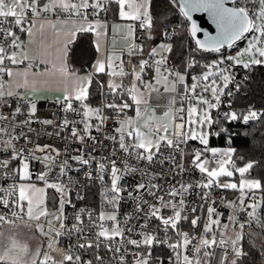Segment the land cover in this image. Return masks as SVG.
Segmentation results:
<instances>
[{"label": "snow or ice", "instance_id": "obj_1", "mask_svg": "<svg viewBox=\"0 0 264 264\" xmlns=\"http://www.w3.org/2000/svg\"><path fill=\"white\" fill-rule=\"evenodd\" d=\"M231 2L233 6H226ZM114 3L118 6V16L122 20L138 21L139 28L147 30L148 37H151V32L154 28L161 27L162 18L167 17L169 11L176 10L178 6V14L184 20L181 21L180 28L185 32L190 33L194 39L196 48L192 51L218 53L219 57L210 63L198 65L194 58H190L185 63V71L181 72L175 68L168 66L167 54L173 50L172 43H160L152 48L148 53V59H141L138 65H131L128 71H125L124 61L114 51L109 53L106 59L97 60L94 64L95 73H105L109 76L107 83V95L113 99L105 103L103 107H90L84 103L88 98V88L91 86L93 73L86 76H79L75 71L70 70L68 65L69 44L74 42L78 34H88L95 32L97 38L101 35H107V24L99 20L90 21L89 9L91 15L99 16L101 12H105L107 5ZM158 9L154 12L153 0H0V100H4L5 106L8 105L5 97L17 96L18 92L6 90L3 76L11 78L14 75V70L8 65L23 64L25 60H31L27 55V50L24 47V42L17 35L18 29L20 32L32 35V27L34 19L41 17L44 13H67L68 18L62 21L63 29L67 35L72 37L71 40L57 42L51 51L45 52V59L41 63H59L57 69L65 78L66 82L72 83V91L65 90L64 96V111H73L81 115L79 123L82 129L78 130L73 124L71 128V136L78 139L82 144L86 139L95 141L92 136V130L99 132L103 124L109 118L103 114V109L114 110L115 115L112 117L117 127L114 131L118 136H109L114 144L112 148V156H116L119 152L124 156L121 161L126 172L141 171L133 165L127 163L130 159L136 161L147 162L148 165L153 163L172 165L171 171L175 174L177 170L183 172V159L185 150L182 147L186 146L189 141H199L203 148L194 149L191 152L192 165L201 174V180L195 184L196 188L204 189L202 199L207 201L211 190L214 187L237 190L240 196L236 201H228L227 206L236 211L244 212L248 217L247 221L239 222L236 216H229V220L234 226H238L235 239H224L223 235L219 240V246L227 245L231 249L232 259L230 264H244L246 253L240 243L243 239V230L246 224H251L253 221L259 222L256 217L257 208L260 206L257 203L258 198L254 195V190L262 188L261 182L258 179H245V173H249L255 166L257 161H249L243 167L236 168L232 155L234 149H220L208 147L209 138L212 135L217 137L223 135L228 136L229 141L231 136L229 130L224 127V124L230 122L242 121L244 124L249 121H256L264 117V110L258 111L254 106H249L245 112L238 113L231 110V99L227 102L229 111L219 113L222 97L225 95V89L229 84L234 85V90L229 89L227 96L233 97L234 92H239L244 85V81H236L235 73L231 71L236 66H242L249 72L253 71L257 66L264 67V0H163L158 4ZM31 13L33 20H28V14ZM193 13H206L215 25L217 33L215 36L205 32L204 39L197 38V34L202 31L193 20ZM75 17L76 19H73ZM11 18V19H9ZM190 22V26H189ZM51 27L57 29L55 21H48ZM27 24V26H25ZM43 24L41 28H43ZM119 24L113 25V32L119 29ZM135 25L128 24L126 26V39L132 42L128 45V55H142L143 45H137L134 42ZM164 31L162 35L165 39H170L177 34V28L167 29V24H163ZM59 34L58 32L56 33ZM245 40L246 46L240 49L236 54H224L222 49H232L237 46V42ZM115 41H113L114 45ZM97 52L100 51V43L97 40L95 45ZM50 57V59L48 58ZM8 61V64H5ZM119 61V63H116ZM200 66L206 69L200 76H193V83L187 84V70ZM32 64L24 70L25 84H27V76L30 72ZM154 68L155 76L154 83L152 80H145L143 74L145 68ZM53 68L56 64L53 63ZM40 73H37L39 75ZM133 76L134 80L129 87L123 84V77ZM116 77H120L121 81L117 82ZM247 79V77H245ZM139 86H138V83ZM163 82L165 91L169 96L167 109L164 113L165 119L162 122H155L154 114L149 113L151 105L149 104V95L151 92L158 91V85ZM101 88L104 85H100ZM180 90V106L177 104V92ZM200 89L198 92L197 89ZM141 89H144L142 91ZM207 93L208 95H205ZM127 96L130 98L125 99ZM117 98L119 102H117ZM73 100L80 102L77 108H73ZM30 108L28 110L29 119H20L17 117L23 116L22 109L17 105L11 114V117L0 113V121H6L8 124L14 125L0 126V134L8 136V139L0 141L3 151H6L11 159L22 162V169H13L12 175L15 179L28 180L31 179L29 173V159L40 161L49 171H57L60 176L66 174L67 160L57 161L60 152L58 149L47 151L50 145H39L29 149L26 147L17 148L13 141L20 138H25L26 143L32 141L25 136L23 129L16 133L15 125L17 123L28 125L30 128L31 117L35 115L36 104L29 101ZM135 106V116H128L126 109ZM217 111V116L213 117V111ZM145 116L147 117L145 119ZM95 118L97 123H92V118ZM186 117V118H185ZM144 119L143 126L140 120ZM44 124H51V120L42 121ZM217 125L218 130H213V125ZM69 121L65 119L61 128H66ZM143 127V131L141 130ZM118 144V148L116 145ZM95 148V144L92 145ZM162 148L168 153L163 155ZM37 153H44L43 156ZM206 153H211L212 159L203 158ZM179 155V161H177ZM11 159H0V170L8 169ZM71 160H75L82 165H89L90 159H85L84 156H72ZM111 168V187L107 192L111 196H105L106 202L113 208H116L121 199L122 189L118 186V180L121 178L120 169L116 166V160L108 158ZM53 165H56L53 169ZM231 166V167H230ZM106 165L98 162V170L103 171ZM70 170V166L69 169ZM239 173L241 180L237 184L235 182L221 181L222 177L232 178L235 173ZM5 181L9 177V172L2 171ZM47 173H42L38 179L45 181L47 188H52L60 193L59 207L49 212L43 195L36 196L37 193H44V188H36L33 185H25L23 183L13 184L8 188L0 186V207L9 209L8 214L0 212V223H14V219H24L35 222V228L41 236L47 238V251L44 252L43 259L40 264H93L92 260H82L79 254L72 251V246L68 249L59 247L61 236L73 234L84 237L89 230H95L94 235L99 241L101 238L104 241L112 242L119 238V243L113 247L111 243L106 244L107 251L112 253V258L116 264H129L127 255L133 257L130 264H150L151 248L153 244H166L172 250L175 256L174 264H193V259L188 255L189 245H192L193 253H200L202 249L211 247L217 244L214 227L220 228V220L213 219L215 215L219 217L221 214L216 212L215 207L209 205L207 208V219L203 223V234L198 239V244L193 245L192 241L197 239L196 236H190L189 232L183 231L180 227L181 221H188V214L184 211L185 200L184 196L188 194L193 187L191 182L179 183L178 186L172 185L167 189V198L164 195H158L162 188L158 184L151 186L144 183L138 184L137 194L128 195L137 200V211L143 213V221L136 225V235L140 239H133L126 236L125 233L131 234L133 228L129 226L127 221L134 219L125 217V224L121 227L117 221L116 214L106 213L101 211L98 216H93L91 210L86 208L79 209L71 218L74 220L72 224H66L68 219L64 215V205H71V200L68 199L69 188L58 182H49L46 179ZM163 175V173H161ZM91 178V173H88ZM102 179V177H101ZM71 182V181H69ZM140 189H144L146 194L153 197L155 203H149L141 198ZM248 193L253 195L248 196ZM83 199V197H79ZM245 199L249 202L245 205ZM224 202L223 199L221 201ZM215 204V201H212ZM74 207V205H72ZM169 210L170 214L165 215L164 211ZM196 211L195 208L192 209ZM183 213V215H182ZM87 221V225L85 224ZM105 221H111L112 226H105ZM200 217H194L189 221L191 228L196 229L199 226ZM156 222V231L149 230V224ZM29 227L32 225L29 224ZM264 227V224L261 225ZM229 225L224 224L223 228L226 231ZM171 230L172 235H169ZM160 233L163 237L160 238ZM209 233L211 238L209 239ZM172 237H177L173 240ZM132 245L137 249L144 248L147 250V255L142 251L128 253L124 245ZM79 249H91L94 247L92 241L86 240L84 243L76 245ZM96 248L100 245L97 243ZM125 255H120L121 252ZM27 247L17 248L16 242L13 241L12 248H9L3 255H0V264H22L21 255L26 254ZM39 254V250L37 255ZM207 256L209 253L204 252ZM95 260L99 264H103L104 258L96 255ZM36 264V261H33ZM163 264V260L160 261ZM169 264H173V260L169 258ZM195 264H201L199 259H196Z\"/></svg>", "mask_w": 264, "mask_h": 264}, {"label": "built area", "instance_id": "obj_2", "mask_svg": "<svg viewBox=\"0 0 264 264\" xmlns=\"http://www.w3.org/2000/svg\"><path fill=\"white\" fill-rule=\"evenodd\" d=\"M178 11V6H177ZM57 17V18H68L67 13H58V12H52V13H44L42 17ZM181 16V15H180ZM28 17H32V14L29 13ZM89 17H96V18H102L107 21L111 18V3L107 5V9L105 12H101L99 16H93L91 15V9H89ZM88 17V18H89ZM182 17V16H181ZM11 19V18H9ZM73 19H76L73 17ZM182 19H184L182 17ZM132 24H134L135 27V37L134 42L137 45H143V32L144 30L139 28V22L138 21H132ZM181 22H177L172 27L168 28L169 31L173 28H177V30L180 29ZM15 30V29H14ZM164 31V30H163ZM162 31V32H163ZM175 36V35H174ZM172 36L170 39H165V37L162 35L163 40L165 41H172L174 38ZM246 43L245 40H241L237 42V46L232 49H222V53L224 54H236V52L240 49H242L243 45ZM148 51H144L142 55H136L133 54L131 57L128 55V51L123 49L121 50V59L124 61V68L125 71H128L131 65L139 64V61L141 59H148ZM220 54L218 53H211V58L209 60H206L204 58H198V57H192V56H186L184 60V68L183 70H180L169 58L167 54L168 59V66L175 68L181 72L185 71V63L190 58H194L195 61H197L198 65H203L210 63L211 61L217 59ZM29 63L32 64L31 69L45 71L48 67L46 64L41 63L37 60H27L24 61L23 65L25 67H28ZM119 63V62H118ZM5 64H8V61H5ZM9 67L11 65H8ZM206 69L197 66L194 68H190L187 70V84L193 83L192 77L197 76L198 73L205 71ZM195 71H198L194 73ZM235 73V80L236 81H242L245 72L248 70H245L242 66H236L231 69ZM154 68H145V73L143 74V78L145 80H151L152 75L154 73ZM6 75L3 76L5 78ZM229 89L234 90V85L229 84L228 88L225 89V95L222 97L223 103L220 106L219 113L222 114L223 112L229 111L230 109L227 106V102L233 97L227 96V92ZM177 104L176 107L180 106V90L178 88L177 92ZM5 100H7L8 105L5 106L4 100H0V113H3L4 115H7L11 117L12 112L14 111L15 107L19 105L22 109L23 116L17 117V121L20 119H29L28 116V110H29V103L26 98L23 97H17V98H11V97H5ZM80 102L73 100V108H77ZM86 103V102H84ZM105 103H108L107 97H103L100 99L96 104L92 103H86L90 107L96 108V107H103ZM36 112L35 115L31 117V124L30 128L28 125H22L17 123L15 125L16 133H19L21 129L24 130L26 138L30 139L31 143H26L25 138H20L18 140L13 141V143L16 144L17 148L19 147H26L29 149L35 148L37 144L39 145H50L51 147L47 150L51 152L52 149H58L60 152L59 157H57V161H64L67 160L68 164L66 167V174L63 176H60V179L57 181L56 177L58 175V172L53 170L49 171L44 164H42L40 161L29 159V173L31 176L30 181L33 182H41L45 184V181L38 179V176L42 173H47L46 179L49 182H58L61 184L66 185L69 188L68 193V199L71 200V205L68 203H65L64 205V215L68 218L65 220L66 224H72L74 223V220L71 218L76 214V212L81 208H86L92 211L93 216H98V214L101 211H104L106 213H115L117 216V221L120 223L121 227L125 224V217H132L134 219H129L127 223L129 226L133 228V232L131 234L125 233L126 236H130V238L133 239H140L139 236L136 235V225L139 223H142L143 221V213L137 211V200L132 199L128 193H132L134 196L137 194V185L144 183L145 185L151 186L152 184H158L161 186L162 191L158 193V195H164L167 198V189L172 186H178L179 183H188L191 182L193 184V187L189 190L188 194L184 196L185 200V209L184 211L188 214V221H181L180 227L183 231L189 232L190 236H196L197 239L192 241V244H198L199 237L203 234V223L207 219V208L209 205H212L215 207L216 212L220 213L221 215L219 217L213 216V219H219L220 225L227 223L229 225L230 229H234L235 235L234 237H229L228 235L224 234H218L215 233L217 244L212 245L211 247L202 249L200 253H193L191 251L192 245H189V252L188 255L190 258L193 259V264H195L196 259H199L201 264H230L232 257L231 249L225 245V246H219V240L221 239V236L223 235L224 239L232 238L235 239L236 232L240 231L238 226H234L232 222L229 220V216H236L239 222H244L248 220V217L244 212L236 211L232 208H229L227 206L228 201H236L237 198H230L228 197L223 188L214 187L211 190V193L207 199V201L202 199V193L204 192V189L202 188H196L195 184L197 181L201 180V174L196 170L191 161L192 156L191 152L194 149H200L203 148V145L200 143H193L190 150L187 149V145L182 147L185 150V156L183 159V172H180L177 170V172L174 174L171 171L172 165L170 163H164V164H157L153 163L151 165H148L147 162L144 161H136L135 159H130L127 161V163L133 165L134 167H137L138 169H142L143 173L141 171H135V172H126L121 161L124 160V156L121 155L119 152L116 156H112V148L114 142L111 139H108L109 136H118L119 134L114 131L115 127H117V124L115 120L112 118L113 116L108 113L107 108L103 109V114L107 117H109L105 123L102 126L101 131L97 132L94 129L92 130V136L96 138L95 141H90L86 139L84 143L82 144L78 139L73 138L71 136V128L73 124H75V127L80 130L82 129V125L79 123L81 120V115H79L77 112L73 111H64V103L62 101H54V100H47V99H40L36 100ZM247 108L242 109V111H246ZM231 110H237L238 108L231 105ZM217 116V111H213V117L215 118ZM186 118V117H185ZM67 119L69 121V125L66 128H61L62 122ZM44 120H51V124H44L42 121ZM243 123L242 121H240ZM92 123L95 124L97 121L95 118H92ZM244 124V123H243ZM0 126H8L9 128L13 127L14 125L8 124L6 121H0ZM213 130H218L217 125H213ZM214 135H212L209 138V145L208 147L212 148H222L221 146L213 145L211 143V138ZM8 139V136L0 134V141ZM95 144V148H92V145ZM229 145V139H225L223 142V147ZM3 145L0 144V159H11L6 151H3ZM118 148V144L116 145ZM163 155H168L166 151L162 148ZM39 156H43L44 153H37ZM82 155L85 159H90L89 165H82L79 162L75 160L69 159V157L72 156H78ZM115 159L116 160V166L118 169H120L121 178L118 180V186L122 189L121 192V199L119 201V204L116 208H113L111 205H109L106 200L105 196H111L110 192H107L106 190L111 187V173L110 168L111 164L108 160V158ZM202 158H209L212 159L211 153H206L204 157ZM179 155H177V161H179ZM98 162L104 163L106 165L105 169L103 171L98 170ZM234 163V162H233ZM70 166V170L69 169ZM56 165H53V169H55ZM22 168V162L11 159V162L8 166V169L6 170H0V186H3L4 188H8L13 184L19 185L20 179L13 178L12 170L13 169H21ZM2 171L9 172V177L5 181L4 176L2 175ZM88 173H91V178H89ZM163 173V175H161ZM102 177V179H101ZM71 181V182H69ZM46 185V184H45ZM50 190L47 192V201L46 206L49 210V212L55 211L59 207V198L60 193L56 192L52 188H48ZM51 192L52 198L51 202L48 203V194ZM139 193L141 195V198L144 200H147L149 203H155L153 197L146 194L144 189H140ZM253 195V193H248V196ZM254 195L258 198L257 203L260 205V207L257 208L256 211V217L259 222L253 221L250 225L246 224V227L254 229L256 232L260 233L264 237V227L261 225L264 224V209L261 204V197L259 192L254 190ZM79 197H83V199H80ZM223 199V203L221 202ZM215 201V204H212V201ZM249 202L248 199H245V205H247ZM74 205V207L72 206ZM195 208L196 211L193 212L192 209ZM9 209L0 207V212L4 213L5 215L8 214ZM165 215L170 214L169 210L164 211ZM183 215V213H182ZM200 217L199 221V228L193 229L191 227L185 226L186 223L190 225L189 221L193 219L194 217ZM14 219V223H25L30 224L34 223L33 221H27V218L24 219ZM105 226L111 227L112 223L111 221H105ZM12 223H0V231L2 228ZM85 224L87 225V221H85ZM149 230L156 231V222H153L149 224ZM215 230V227H214ZM95 230H89L85 233L84 237L81 238L78 234H73L71 236L63 235L61 236L59 240V247L63 249H68L69 246H72V251L76 254H79L82 258V260H92L93 264H99L95 260V256L99 255L104 258L103 264H116V261L112 258L113 254L107 251L106 244L111 243L113 247H115L119 243V238H117L116 241L108 242L104 241L102 238L97 241L95 235ZM169 235L171 236V230L169 231ZM211 233H209V239L211 238ZM163 237V233H160V238ZM38 238L40 241V244L42 246V249L39 253V259L40 261L43 259L44 252L47 251V238L43 237L38 233ZM173 240L177 239V237H172ZM86 240L92 241L94 247L91 249H79L76 247L79 243H84ZM99 243L100 247L96 248L95 245ZM242 247L243 243L240 241ZM123 247H126L128 250V253H134L137 251L144 252L145 255H147V250L144 248L137 249L134 246L128 244L124 245ZM244 251V247H243ZM204 252L209 253V255L205 256ZM120 255H125V253L122 251ZM172 258L173 264L175 261L174 253L170 248L167 247L166 244H153L151 248V257H150V264H160V261L166 258L169 260V258ZM133 257L131 255H127V260L130 264ZM70 264V262H69Z\"/></svg>", "mask_w": 264, "mask_h": 264}, {"label": "crops", "instance_id": "obj_3", "mask_svg": "<svg viewBox=\"0 0 264 264\" xmlns=\"http://www.w3.org/2000/svg\"><path fill=\"white\" fill-rule=\"evenodd\" d=\"M43 2L44 0H41V3ZM73 2H76V0H73ZM27 19L33 20L34 18L27 17ZM88 19L90 21L99 20L103 23H106L108 26L107 35H101L99 38H97L95 32L88 33L86 35L78 34L74 42L69 44L70 51L68 56V65L70 70L75 71L79 76H86L89 73H93V76L95 74H102L105 79V85L107 86L109 76L105 73H95L93 66L97 60L106 59L107 55L113 51L121 57V50L128 49V45L132 41L130 39H126V26L128 24H132V21L120 19L118 16V6L114 3H111V18L109 21L96 17H89ZM64 20L66 19L52 16H41L39 18H35L31 36H28L26 33L20 32L18 29H15V31H17V35L20 37V40L24 42V47L27 50V55L31 58V60H37L40 62L42 59L46 58V50L51 51L57 42L72 39L70 35H67L65 31L62 30L64 27L62 21ZM48 21H55L57 23V29L54 30L48 23ZM42 24L44 25L43 28H41ZM115 24H119L121 27L113 32V25ZM25 26H27V24ZM57 32L59 33L58 35L56 34ZM151 34L153 40H151L148 46L150 50L160 43L164 42V40L161 38L162 31L158 27L154 28ZM97 40H99L101 46L99 52H97L95 47ZM113 41H115L114 45ZM48 58L50 59V57ZM118 62L119 61H116V63ZM53 63L56 64V68H53ZM46 65L48 68L45 71L31 69L27 76V84H25V76L23 74L24 70L27 67H25L23 64L11 65L10 67L14 70L13 77L9 78L6 76L5 78H3L5 85L7 86V90L18 92L19 97L26 98L28 100V103L29 101L36 102V100L40 99L64 101L65 90L67 89L69 92H71L73 87L72 83L70 81L66 82L65 78L59 73V71L57 70L59 68L58 62L52 61V63H47ZM37 73L40 74L37 75ZM154 76L155 72L153 73L151 78L153 83ZM122 79L124 81L125 77H123ZM131 80L132 79L130 77V84ZM157 87L162 92L159 93L158 90L154 95H152L150 105L152 108L156 109H159L160 107H165L167 109L169 97L163 93V90H165L164 88H162L164 87L163 82ZM11 98H17V96H11ZM85 102L90 103L88 101ZM134 109L132 114H134ZM222 148L225 149L229 147ZM47 192L48 188L45 187V205L47 201ZM10 226H12V224L5 225L2 228L3 231H6L8 228H10ZM1 234L2 231L0 232V235Z\"/></svg>", "mask_w": 264, "mask_h": 264}, {"label": "trees", "instance_id": "obj_4", "mask_svg": "<svg viewBox=\"0 0 264 264\" xmlns=\"http://www.w3.org/2000/svg\"><path fill=\"white\" fill-rule=\"evenodd\" d=\"M161 2H163V0H153L154 12L157 10L162 11V9H158V4ZM183 20L184 19H182V17L178 14L177 9L174 11H169L167 13V17L162 18L161 27L158 28L163 31V24L166 23L168 29L177 22H181ZM151 40L153 39L148 37L147 30H144L143 49L145 52L150 50L148 46ZM170 43H172L173 45V50L168 54V56L180 70H183L184 68V60L187 55L192 57L204 58L206 60H209V58H211V53L209 52L192 51L196 48V45L191 40L189 34L182 28L177 30V34L174 36L172 41H170ZM196 72L198 71H195L194 73ZM245 77H247V79H245ZM242 81H244L243 87H241L239 92H234V96L232 98V105L238 108V111H236L238 113L244 112L242 111V109L248 108L250 105L254 106L258 111L264 110V67L257 66L251 72L246 71ZM123 84L125 87H128V85L130 84V75L125 76ZM100 85H104V87L101 88ZM107 91L108 89L105 85V79L103 75L95 74L93 76L91 86L88 88V98L86 101L92 104H96L105 96L107 97L108 102H110L113 97L107 95ZM124 98L130 100V98L127 96H125ZM117 102H119L118 98ZM133 109L134 105L131 108L126 109L125 112L128 114H132ZM108 113L113 117L115 115L114 110L111 109L108 110ZM224 127L228 128L229 135L231 136L229 145L225 147H229L235 150L233 153L235 156V167L246 164L249 161L259 162L258 165L250 170L249 173H246V176L260 180L262 188L255 191L259 192L261 197V204L264 209V117H261V119L256 121H249V123L247 124H243L240 121L230 123L226 122L224 124ZM227 138L228 136L223 134L219 137L214 135L211 138V143L213 145L223 147V142ZM193 143H199V141H189L187 144L188 150H190ZM234 178H238L237 174L234 175ZM223 190L225 194L230 198H236L240 196V193L237 190ZM49 191L50 190H48V192ZM51 198L52 195L50 192L48 194V203L51 202ZM185 226L191 227L190 225H188V223H186ZM242 243L244 251L246 253V256L243 258L244 264H264V237L260 233L256 232L252 228L245 226L243 230ZM35 261L36 264H40V259L38 256ZM164 263L169 264V260L165 258ZM29 264H33V262H30Z\"/></svg>", "mask_w": 264, "mask_h": 264}, {"label": "rangeland", "instance_id": "obj_5", "mask_svg": "<svg viewBox=\"0 0 264 264\" xmlns=\"http://www.w3.org/2000/svg\"><path fill=\"white\" fill-rule=\"evenodd\" d=\"M163 43H170V42L164 40ZM245 46H246V43L243 45L242 49ZM134 65H137V64H134ZM202 72H204V71H202ZM202 72L198 73L197 76H200L202 74ZM130 77L132 79L131 80V83H132L133 80H134V77L131 76V75H130ZM115 79H116L117 82H120L121 81V78L120 77H116ZM191 84L192 83H190L189 85H191ZM138 86H139V83H138ZM128 87H129V85H128ZM5 88L7 90V86L6 85H5ZM162 88H164V87H162ZM141 90L144 91V89H141ZM197 91L199 92L200 89L198 88ZM155 92H157V91H154V92H151L150 93V95H149V101H148L149 104H151L152 95H154ZM161 92L162 91L159 90V93H161ZM163 93L166 96H168V97L170 96V94L167 91H165V90H163ZM205 95H208V94L205 93ZM157 108H159V107H157ZM165 111H166V108L165 107H160L159 109H156V108H152L151 107L149 109V113L154 114L155 122H162L165 119V117H164ZM126 114L128 116L134 117L135 116V109H134V114H130V113L129 114L126 113ZM146 118L147 117L145 116V119ZM140 124L143 126L144 119H141L140 120ZM141 130L142 131L144 130L143 127H142ZM225 149H228V148H225ZM232 161L233 162L235 161L234 154L232 155ZM243 166H245V164L239 165L236 168L243 167ZM235 174H237V176H238L237 179H235L234 176L232 178L222 177L221 178V181L222 182H224V181H227V182H235V183L239 184L240 183V180H241L240 174L238 172L235 173ZM244 178L245 179H254V178L247 177L246 176V173H245ZM21 183L25 184L26 186L27 185H33L36 188H44L45 189V187H46V185L43 184V183H41V182H33V181H30L29 179L28 180H20V183L19 184H21ZM44 194H45V191L42 194L41 193H37L35 195L36 196L43 195V198H44ZM30 224L32 225L31 227L28 226L29 224L27 225L25 223H12V226H10V228L7 229L8 231L7 230L6 231L5 230L3 231V229L1 230L2 231V234L0 235V255H3L5 253V251H7L9 248H12L13 241H15L16 242V245H17V248H22L24 246L27 247L26 254H22L21 255L22 264H29L30 262H33L37 258V256H39V255H37V252H38V250L41 251V249H42V246H41L40 241H39V238H38V233L39 232L35 228V222L34 223H30ZM225 224H227V223H225ZM223 225L224 224H221L219 229H216L215 228L214 232L215 233L217 232L218 234L228 235L229 237H234V235H235V232L234 231L235 230L234 229H230L228 227V229L225 231L224 228H223Z\"/></svg>", "mask_w": 264, "mask_h": 264}, {"label": "water", "instance_id": "obj_6", "mask_svg": "<svg viewBox=\"0 0 264 264\" xmlns=\"http://www.w3.org/2000/svg\"><path fill=\"white\" fill-rule=\"evenodd\" d=\"M226 6L231 7L233 5L231 4V2H229L228 5H226ZM192 15H193V20H195V22L197 23V26L202 29V31L197 34V38L204 39V33L205 32H207L213 36L216 35V33H217L216 27L212 23L211 19L209 18V16L206 13H193ZM189 26H190V22H189ZM188 34L190 36V33H188ZM190 38H191V36H190ZM191 40L194 42L193 38H191ZM234 165H235V163H234Z\"/></svg>", "mask_w": 264, "mask_h": 264}]
</instances>
